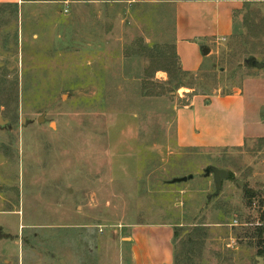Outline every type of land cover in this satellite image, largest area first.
Segmentation results:
<instances>
[{"label": "rangeland", "instance_id": "374dc122", "mask_svg": "<svg viewBox=\"0 0 264 264\" xmlns=\"http://www.w3.org/2000/svg\"><path fill=\"white\" fill-rule=\"evenodd\" d=\"M132 1L0 7V264H133L134 225L172 226L178 252L200 229L189 264H264V139L186 150L175 135L194 96L243 87L246 132L264 136V0H243L193 76L170 70L173 6ZM209 166L228 172L217 196Z\"/></svg>", "mask_w": 264, "mask_h": 264}, {"label": "crops", "instance_id": "0c3cea01", "mask_svg": "<svg viewBox=\"0 0 264 264\" xmlns=\"http://www.w3.org/2000/svg\"><path fill=\"white\" fill-rule=\"evenodd\" d=\"M133 3H158L159 0H133ZM171 4L175 11V51L182 72L195 75L201 71L202 57H213V45L228 39L233 32L234 15L243 7V0H186L160 1ZM22 0H0V6L21 5ZM208 49V54H202ZM258 75L246 80L257 81ZM236 88L227 96H194L189 105L176 112V146L179 149L240 148L250 140L264 139L257 133H247V117L244 107V89ZM211 99V101L209 100ZM217 111L215 120L221 123L220 132L211 133L206 128L205 116L210 108ZM235 110L234 114L231 113ZM259 109V117L264 115ZM204 115V116H203ZM234 115L232 118L229 116ZM260 117V120L262 118ZM227 118L237 129L233 134L224 130ZM257 118V116H256ZM255 124H258L256 121ZM202 128V130H200ZM226 135V136H225ZM133 264H173V228L168 225H134L129 230Z\"/></svg>", "mask_w": 264, "mask_h": 264}, {"label": "trees", "instance_id": "16d2710c", "mask_svg": "<svg viewBox=\"0 0 264 264\" xmlns=\"http://www.w3.org/2000/svg\"><path fill=\"white\" fill-rule=\"evenodd\" d=\"M162 1H172V0H162ZM173 1H186V0H173ZM5 6H12V5H5ZM16 6V5H13ZM4 7V6H0ZM169 66L171 67V71H174V74H181L184 76H193L187 73H184L180 70L178 59L176 57V54H172L170 57ZM164 67V66H163ZM164 67V69L159 70L167 73L170 75L171 71ZM264 221V219H263ZM256 236L261 240V244L264 245V225L256 229ZM175 239H176V232L175 229L173 230V264H189L191 256L199 250L201 246V230L196 228L190 232V235L188 236L185 243L180 244L181 248L179 249V252L176 250L175 247ZM259 255L264 254V250H261Z\"/></svg>", "mask_w": 264, "mask_h": 264}, {"label": "water", "instance_id": "95a60500", "mask_svg": "<svg viewBox=\"0 0 264 264\" xmlns=\"http://www.w3.org/2000/svg\"><path fill=\"white\" fill-rule=\"evenodd\" d=\"M202 54L204 56H206L208 54V49H203ZM243 66L255 67L257 69L262 68V65L260 63L256 62V60L253 58H250V59L244 61ZM6 125H8V122L0 119V127H4ZM205 174L206 175H212L213 183H214V189H215L213 196H217L220 193L222 181L228 177V172L225 171L224 169H218V168L209 166L205 169ZM190 179H192V176L184 177V178L174 180V181L175 182H185L186 180H190ZM0 238H2L1 234H0ZM257 261H258V264H261L260 258H257ZM60 264H65V263L61 262Z\"/></svg>", "mask_w": 264, "mask_h": 264}, {"label": "built area", "instance_id": "2783aa9c", "mask_svg": "<svg viewBox=\"0 0 264 264\" xmlns=\"http://www.w3.org/2000/svg\"><path fill=\"white\" fill-rule=\"evenodd\" d=\"M225 40L224 39H221V40H219L218 42H224Z\"/></svg>", "mask_w": 264, "mask_h": 264}]
</instances>
